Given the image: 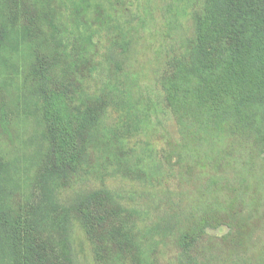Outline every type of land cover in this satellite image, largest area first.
<instances>
[{"label":"trees","instance_id":"1","mask_svg":"<svg viewBox=\"0 0 264 264\" xmlns=\"http://www.w3.org/2000/svg\"><path fill=\"white\" fill-rule=\"evenodd\" d=\"M103 2L0 0V264H75L73 224L96 264H264V0H197L191 35L166 57L161 112L176 135L149 158L167 191L154 209L157 248L139 244L140 211L107 188L56 205L54 193L80 185L98 150L120 142L105 127L112 93L89 86L96 31L112 22ZM118 44L114 79L126 76L109 60ZM22 127L44 146L24 198L8 190Z\"/></svg>","mask_w":264,"mask_h":264},{"label":"rangeland","instance_id":"2","mask_svg":"<svg viewBox=\"0 0 264 264\" xmlns=\"http://www.w3.org/2000/svg\"><path fill=\"white\" fill-rule=\"evenodd\" d=\"M97 1L100 3L101 0ZM196 1L129 0L126 7H122L115 5L113 0H102L112 22L106 30L96 31L100 64L89 86L93 92L112 93V105L108 108L105 127L107 135L115 133L120 142L98 150L96 157L99 164L96 170L84 176L80 185L69 192L59 189L54 193L56 205H63L69 203L76 193L107 188L122 198L125 207L140 211L135 233L139 244H144L148 253L158 245L155 241L158 232L152 227L155 222L154 209L167 195V191L157 187L163 183L165 173L157 170L154 158H149L151 154L158 157L159 147H165L168 138L176 135L170 115L161 112L163 97L159 78L166 57L180 50L193 31L191 7ZM114 39L119 40L116 48L122 54L118 52L119 56L114 58L118 60H109L112 63L120 62L126 74L117 79L111 77L107 59L110 54L116 56V49L111 48ZM126 43L132 46L128 47ZM124 48H128V51ZM148 108L151 114L149 119L145 116ZM24 110L22 107L20 112ZM21 129L20 151L13 164V167H17L11 173L18 180L13 181L9 175L8 190L11 197L17 193L24 198L30 193L34 170L44 146L41 136H35L23 127ZM172 198L176 199L174 195ZM227 231L222 228L210 230V233L221 236ZM67 237L75 264H96L84 232L77 224L69 228Z\"/></svg>","mask_w":264,"mask_h":264}]
</instances>
